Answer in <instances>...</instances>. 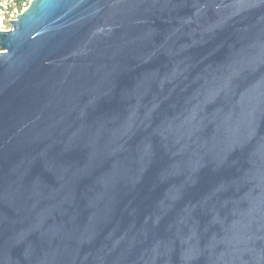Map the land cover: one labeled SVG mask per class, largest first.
<instances>
[{
  "label": "water",
  "instance_id": "water-1",
  "mask_svg": "<svg viewBox=\"0 0 264 264\" xmlns=\"http://www.w3.org/2000/svg\"><path fill=\"white\" fill-rule=\"evenodd\" d=\"M0 30V264H264V0H32Z\"/></svg>",
  "mask_w": 264,
  "mask_h": 264
},
{
  "label": "built area",
  "instance_id": "built-area-1",
  "mask_svg": "<svg viewBox=\"0 0 264 264\" xmlns=\"http://www.w3.org/2000/svg\"><path fill=\"white\" fill-rule=\"evenodd\" d=\"M32 0H0V30L11 27L9 20L16 19L17 14L23 12Z\"/></svg>",
  "mask_w": 264,
  "mask_h": 264
}]
</instances>
